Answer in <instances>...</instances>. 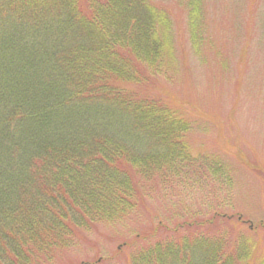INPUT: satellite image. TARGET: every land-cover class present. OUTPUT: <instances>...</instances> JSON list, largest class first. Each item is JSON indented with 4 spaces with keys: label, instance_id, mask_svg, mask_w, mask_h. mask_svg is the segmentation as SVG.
<instances>
[{
    "label": "trees",
    "instance_id": "1",
    "mask_svg": "<svg viewBox=\"0 0 264 264\" xmlns=\"http://www.w3.org/2000/svg\"><path fill=\"white\" fill-rule=\"evenodd\" d=\"M155 1L0 0V264L49 263L135 210L132 170L168 182L190 164L185 116L131 88L144 81L140 67L170 80L175 62L171 21ZM182 1L195 51L200 2ZM201 225L154 240L158 224L112 264L253 262L249 236Z\"/></svg>",
    "mask_w": 264,
    "mask_h": 264
},
{
    "label": "rangeland",
    "instance_id": "2",
    "mask_svg": "<svg viewBox=\"0 0 264 264\" xmlns=\"http://www.w3.org/2000/svg\"><path fill=\"white\" fill-rule=\"evenodd\" d=\"M199 2L201 40L194 51L185 2L155 1L171 21L170 80L140 67L144 81L131 85L185 116L190 164L168 182H144L132 170L135 210L83 232L47 264L124 263L158 224L167 231L158 228L154 240L169 239L182 222L203 223L197 231L211 236H249L256 242L251 264L264 260V0Z\"/></svg>",
    "mask_w": 264,
    "mask_h": 264
}]
</instances>
